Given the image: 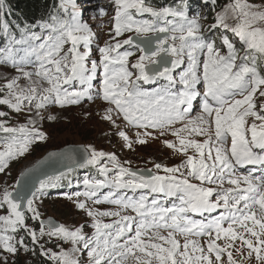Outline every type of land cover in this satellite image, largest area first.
I'll list each match as a JSON object with an SVG mask.
<instances>
[{
	"label": "snow or ice",
	"instance_id": "obj_1",
	"mask_svg": "<svg viewBox=\"0 0 264 264\" xmlns=\"http://www.w3.org/2000/svg\"><path fill=\"white\" fill-rule=\"evenodd\" d=\"M112 3L115 14L109 39L98 47L100 60H91L90 68L93 33L80 21L73 0L60 5L67 13L71 4L70 17L51 16V22L40 24L41 35L25 28L17 39L7 23L0 25L5 39L0 64L16 73L0 86V93H4L0 105L19 113L26 108L31 112L27 106L33 104L39 110L50 101L63 107L85 96L92 99V81L100 67L101 98L129 124L145 129L143 137L152 135L147 129L160 136L171 134L176 142L166 141V146L186 159L178 167H164L165 176H146L109 157L116 169L114 176L109 179L106 166L99 168L104 179H85L90 191L83 195L92 199L100 189L112 188L103 200L93 202L114 204L119 210L93 211L78 203L94 220L95 233L87 238L82 228L69 230L51 220L47 231L41 222L39 236L27 225L21 209L26 203L31 219H40L33 204L37 191L50 186L45 180L39 181L35 191L27 185L24 191L19 190V181L15 194L5 188L0 193V208L6 206L8 215H0V250L9 255H0V264H9V256L21 250L35 254L36 249L25 243L23 235L17 237L21 230L30 236L32 245L39 244L45 235L71 243L72 248L59 253L40 245V255L56 264H81L76 253L85 251L88 264H264V0H228L206 34L180 5L156 8L145 0ZM100 14L105 15V9L101 8ZM145 14L152 19L137 18ZM65 45H69L67 50ZM184 57L187 66L177 78L174 73L185 64ZM73 81H78V90L64 87ZM141 82L157 86L148 90ZM198 97L200 111L192 118L193 101ZM6 115L0 111V117ZM0 132L12 134L4 139L0 151V173L10 161L24 156L36 139H46L38 130L8 127L4 122H0ZM193 135L205 139H190ZM137 142H147L139 132ZM189 149L194 154H188ZM104 155L92 150L77 166H94ZM155 168L160 170L162 165L157 163ZM181 168L186 169V175ZM237 168H245L246 174H238ZM257 170L260 175L254 174ZM189 177L199 183H192ZM119 189H147L175 196L179 204L166 207L155 198L149 203L147 195L116 197ZM129 209L134 216L121 214ZM205 213L210 218H192ZM97 217L118 219L103 223ZM194 237L207 239L202 245Z\"/></svg>",
	"mask_w": 264,
	"mask_h": 264
},
{
	"label": "rangeland",
	"instance_id": "obj_2",
	"mask_svg": "<svg viewBox=\"0 0 264 264\" xmlns=\"http://www.w3.org/2000/svg\"><path fill=\"white\" fill-rule=\"evenodd\" d=\"M95 1V2H93ZM146 2V1H145ZM67 3V2H65ZM75 4V11L77 12L80 21L89 26L92 30V42L90 44L91 54L88 58V67H91V60H96L99 62L100 53L97 50L98 47H103L105 41L109 39V30L112 28V17L115 14L114 5L112 0H90L83 2V0H73ZM89 7V8H88ZM105 9L106 14L101 15L100 9ZM73 8L71 4L68 5V12L65 13L62 9L61 13L64 18L70 17ZM221 11V10H220ZM217 13L213 14L210 20H206L204 17L197 19L201 25L203 33H206L208 26L214 22ZM145 17H150L145 14L138 19H145ZM170 18V17H169ZM150 19H152L150 17ZM47 21H40L34 26L28 28L29 33L35 32L38 35L42 34L40 27L41 23ZM129 35V34H126ZM125 37H120L119 39H124ZM35 43H40V41H35ZM4 44L0 43V47ZM69 45H65V50ZM127 46H125L126 48ZM80 50L84 51L83 44L80 45ZM121 49L120 51H123ZM139 55V53H137ZM132 60L135 57L131 58ZM185 64L178 69L174 75H177L179 71L187 66V58L184 57ZM31 71V68L26 69ZM15 70L0 64V86H2L6 79H11L12 75H15ZM99 72H96V79L92 81L94 87L90 90V95L94 98L89 100L87 96L82 98L79 102V106L68 109L61 110L56 107L54 102H47L45 107L37 110L34 104L27 106L31 108V112L27 110L21 111L19 113L12 111L6 105H0V111H4L7 115L5 117H0V122H4L6 126L19 128L21 126L27 127L31 131L42 132L46 139L39 140L36 139L29 147L27 153L24 156L18 157L15 160L9 162V167L4 173H0V193L7 188L9 191L15 193L17 191V182L24 172L35 165V163L41 159L44 155L50 152L61 151L70 146H82L84 151L90 155L92 150L96 152H103L104 157L100 158L96 165H86L83 168L75 169L71 172L70 177L76 182L82 181L86 178V175L81 173L80 170H90L91 174L94 175L97 180H103L99 172V168L107 167L108 177L111 179L116 169L113 167V162L109 160V157H114L115 163H118L125 168L134 169H150L155 173V175L165 176L167 175L164 171V167H178L184 163L186 157L179 154L178 152L170 149L166 146V141L176 142V138L171 134L160 136L158 134H152L148 137H143V132L141 133V138L146 139V143L140 144L137 142V131L129 129L122 122H120L115 114L111 111H107L109 108L97 99L100 93V81L98 79ZM134 78V77H133ZM178 78V75H177ZM99 81V82H98ZM26 83L21 81V84ZM66 88L68 86L66 85ZM79 88H77L78 90ZM70 90H76L71 88ZM201 91L203 89L201 88ZM92 92H96L93 93ZM4 93H0V98H3ZM195 109L191 114H194L192 118H195L199 114L197 105L199 99L195 101ZM259 103V101H258ZM39 113V114H37ZM111 117L108 119L106 117ZM49 117H54V119H49ZM251 120V118H249ZM33 123H29V121ZM180 127V126H179ZM123 133V135H121ZM10 133L0 132V151H3L4 139L11 136ZM127 137L125 139L124 137ZM190 139H194L202 142L205 137L203 136H191ZM131 144V147H129ZM188 154H194V150L189 149ZM161 164L162 168L157 170L155 164ZM181 172L185 173L186 169L181 168ZM179 176V173L176 174ZM125 179H128L127 177ZM191 180V178L189 177ZM192 183H199L198 181L191 180ZM55 183V180H49L48 184ZM83 183V182H82ZM212 187L213 185H206ZM39 189V185L38 188ZM49 186L44 189L37 191V195L34 198L33 206L40 213L39 220H32V214L25 209V219L27 225L37 232L39 236V223L43 221L51 220L58 225H63L69 230H75L77 228H82L84 235L91 237L95 233V229L92 226L94 223L93 217L87 215L86 210H82L78 207V203H84L87 209L93 211H117L113 210L107 206H98L91 203H86L76 194L81 191V186L71 190L69 193L64 194L62 192L49 193ZM149 193L148 190H144ZM32 198V197H31ZM122 215H125L123 212ZM0 215H8L7 207L0 208ZM103 223H113L118 217H97ZM45 231H47V226ZM11 234V233H9ZM17 237L23 235L25 238V243L30 247L36 249L35 254L31 252L19 251L16 256H9V264H31L36 256H39L42 260L48 261L51 264H56L55 261L48 259L45 256L40 255V245L42 244L44 249L52 252L59 253L61 250H69L72 248L71 243H66L62 239L56 237H48L45 235L43 238L39 239V244L32 245L30 236L21 230L18 232ZM183 243V238L178 237ZM218 243H223V241H218ZM0 255H9L3 253L0 250ZM235 255V253H234ZM77 258L80 260L81 264H88V256L85 252L76 253ZM237 259H240L238 256ZM247 264V262H245ZM254 264V261L252 262Z\"/></svg>",
	"mask_w": 264,
	"mask_h": 264
},
{
	"label": "trees",
	"instance_id": "obj_3",
	"mask_svg": "<svg viewBox=\"0 0 264 264\" xmlns=\"http://www.w3.org/2000/svg\"><path fill=\"white\" fill-rule=\"evenodd\" d=\"M149 1L151 6L164 5L166 7H177L180 5L184 10L186 8V0H183L182 5L180 4V0ZM62 2L64 0H0V25L7 23L12 34L16 38H20L21 29L30 28L40 21H50L51 16L58 15ZM226 3H228V0H216L215 4L212 3V0H200L197 5H202L204 10L210 13L213 10V13L220 11ZM3 42L4 37L2 32H0V43ZM39 225L41 224L39 223ZM31 264L51 263L36 256Z\"/></svg>",
	"mask_w": 264,
	"mask_h": 264
},
{
	"label": "water",
	"instance_id": "obj_4",
	"mask_svg": "<svg viewBox=\"0 0 264 264\" xmlns=\"http://www.w3.org/2000/svg\"><path fill=\"white\" fill-rule=\"evenodd\" d=\"M86 156H88V154L84 151L82 146H70L61 151L50 152L44 155L35 163L34 166L24 172L28 173L27 176H21L19 178V190L24 191L25 185H27V188L35 191L40 180H46L49 177H55L66 171L78 168L77 164L82 163ZM73 158L75 159V163L73 162ZM137 173L146 176L150 175L146 171ZM29 198H31V196H29ZM21 210H25V205ZM48 221H43L44 226H47Z\"/></svg>",
	"mask_w": 264,
	"mask_h": 264
},
{
	"label": "bare ground",
	"instance_id": "obj_5",
	"mask_svg": "<svg viewBox=\"0 0 264 264\" xmlns=\"http://www.w3.org/2000/svg\"><path fill=\"white\" fill-rule=\"evenodd\" d=\"M213 186H215V185H213ZM213 186H212V187H213ZM203 244H204V243H203Z\"/></svg>",
	"mask_w": 264,
	"mask_h": 264
}]
</instances>
